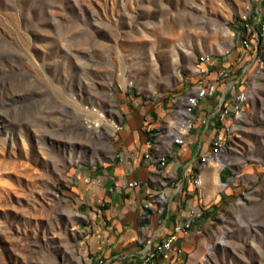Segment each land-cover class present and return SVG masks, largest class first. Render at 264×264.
<instances>
[{
	"label": "rangeland",
	"instance_id": "1",
	"mask_svg": "<svg viewBox=\"0 0 264 264\" xmlns=\"http://www.w3.org/2000/svg\"><path fill=\"white\" fill-rule=\"evenodd\" d=\"M205 57L231 67L195 114L186 96L209 81ZM92 107L114 132L84 128ZM171 118L223 137L195 173L188 246L157 264H264V0H0V264L105 263V207L84 206L85 174Z\"/></svg>",
	"mask_w": 264,
	"mask_h": 264
},
{
	"label": "crops",
	"instance_id": "2",
	"mask_svg": "<svg viewBox=\"0 0 264 264\" xmlns=\"http://www.w3.org/2000/svg\"><path fill=\"white\" fill-rule=\"evenodd\" d=\"M224 88L223 93L227 94V86ZM214 99L216 95L202 100L200 110H208ZM198 120L183 135L182 145L175 141L180 135V123H173L171 118L164 122L163 131L142 139L136 149L121 153L114 164L93 166L86 172L84 206L105 207L101 215L104 234L95 242V249L105 257L104 264H139L149 251L158 256L170 237H175L172 250L163 255L188 246L197 222L178 234L175 229L202 209L203 202L194 184L195 173L199 172L201 158L211 156V144L220 134L213 124L206 128ZM164 157L166 165L159 162ZM198 158L199 163L195 162ZM211 168L210 161L202 167L203 180L204 176L207 181L210 179L207 171ZM133 181L139 185L129 188L127 184ZM206 187L209 195L210 189ZM155 195L156 200L152 199Z\"/></svg>",
	"mask_w": 264,
	"mask_h": 264
},
{
	"label": "built area",
	"instance_id": "3",
	"mask_svg": "<svg viewBox=\"0 0 264 264\" xmlns=\"http://www.w3.org/2000/svg\"><path fill=\"white\" fill-rule=\"evenodd\" d=\"M253 41L254 40L247 39L246 40V47H250V45ZM199 63L202 64L203 68H207V72L209 73V81L205 84L199 85L195 89L194 92L188 93V95L186 96V102H191V109L194 111L195 114H197V110L199 108L200 102L194 101V94L195 93H205V99L214 97L218 93L220 88L212 87V79H214L218 75H221V73H223L224 70L227 69L228 67H231L229 64H227V65L222 64V66H219L220 62H215V60H210L209 62H199ZM214 68L217 69L215 71V73L213 71ZM240 80H241V78L239 79V81L232 82L230 87L232 89L236 90V88L240 84ZM226 95L227 94H224V96H226ZM242 102L243 101H238V105L235 107V109L231 110L225 116V118L223 119L222 125L225 124L226 118H228L231 115V113H235V118H237L238 108L240 107ZM89 112H90V115L92 116V118H91V120H86L84 122V128L87 129L88 131H95V129L100 131L102 128V125H100L101 122L95 121L94 117L97 118V120H100V121L104 122L105 124H107L108 123L107 114H109L108 111H105V113H94L93 110H89ZM191 125L192 124L190 123L187 133H189L191 131ZM210 125H211L210 120L207 121L204 119L202 121L203 127L210 128ZM183 143H184V139L182 136V137H180V143L178 145H182ZM222 145H224V141H223ZM164 160H165V165H166L167 158L164 157ZM138 185H139V183L137 181L129 182L127 184V186L129 188H136ZM156 198H157L156 195L152 196V199L156 200ZM159 198H164V197H163V195H160ZM200 217H201V215H198L196 211L193 212L191 215V219L187 223L178 226V233H181V232L186 231V230H190L192 225L199 221ZM174 242H175V237H174V239L171 240V242H169V245L167 248H160V253L156 258L149 260L147 262H140L139 264H157L160 255L164 254L165 252H169L172 250V246H173ZM101 264H104V263H101Z\"/></svg>",
	"mask_w": 264,
	"mask_h": 264
},
{
	"label": "bare ground",
	"instance_id": "4",
	"mask_svg": "<svg viewBox=\"0 0 264 264\" xmlns=\"http://www.w3.org/2000/svg\"><path fill=\"white\" fill-rule=\"evenodd\" d=\"M210 60H211L210 57H205V58H202V60H201L200 62H209ZM201 65H202V64H201ZM202 67H203V66H202ZM203 72L206 73V74H208V72H207V68H203ZM220 77H223V78H228V77H229V74H228V72H227L226 69L224 70L223 73H221ZM206 83H207V82H206ZM212 87L217 88L216 84L213 83V82H212ZM201 100H205V93H196V95L194 96V101H195V102H200ZM187 104H188V108H189V110H192V109H191V102H187ZM187 104H186V105H187ZM91 110H93L94 113H104V112L100 111L97 107H92ZM185 113L187 114V113H188V110H185ZM187 115H188V114H187ZM94 120H95V121H99V122H101L100 125H102V128H101L100 131L97 130V129H95L96 133L99 132V134H97L98 136H102L103 134H106L107 131H110V130H112V129H114V130L116 129V125L113 124V123H112V124H108V126H109V127H108L104 122H102V121H100V120H97V118H95V117H94ZM185 120H186V119H185ZM186 122H189V121L186 120ZM105 125H106L107 127H105ZM103 126H104V127H103ZM110 128H111V129H110ZM187 128H188V127H185V126L182 127V128H180L179 133H180L181 135L185 134V133L187 132ZM114 130H112V131L114 132ZM177 143L179 144V143H180V140H178ZM159 162H160V164H162V165L165 164V160H164L163 158L160 159ZM218 162H219V161H218ZM218 162H217V165L221 166V164L218 163ZM248 213H249L248 211H247V212L244 211V212H243V215H244V216H248ZM197 214H198V215H201V214H199L198 212H197ZM175 233L178 234V226H177L176 229H175ZM172 239H174V237H170V238L166 241V243L163 245V248H167L168 245H169V242H171ZM156 257H157V253H156L155 251H149V252H147L145 255H143L141 262H147V261L152 260V259H154V258H156Z\"/></svg>",
	"mask_w": 264,
	"mask_h": 264
}]
</instances>
